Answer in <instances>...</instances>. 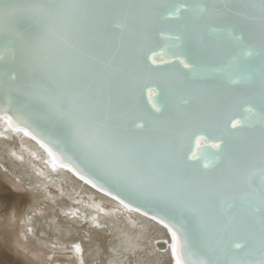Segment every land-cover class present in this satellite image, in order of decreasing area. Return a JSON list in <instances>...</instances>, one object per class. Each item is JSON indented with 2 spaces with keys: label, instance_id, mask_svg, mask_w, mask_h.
Listing matches in <instances>:
<instances>
[{
  "label": "snow or ice",
  "instance_id": "1",
  "mask_svg": "<svg viewBox=\"0 0 264 264\" xmlns=\"http://www.w3.org/2000/svg\"><path fill=\"white\" fill-rule=\"evenodd\" d=\"M0 123L162 231L167 264H264V0H0ZM14 189L0 264H30Z\"/></svg>",
  "mask_w": 264,
  "mask_h": 264
},
{
  "label": "bare ground",
  "instance_id": "2",
  "mask_svg": "<svg viewBox=\"0 0 264 264\" xmlns=\"http://www.w3.org/2000/svg\"><path fill=\"white\" fill-rule=\"evenodd\" d=\"M43 158L46 156L35 142L27 138L22 141L0 123V184L6 183L14 192V185L21 182L23 188L34 193L23 215L9 228L12 259L30 264H79L73 245L80 243L85 249L84 264H130L132 260L167 264V255L157 252L155 246L156 240L166 239L162 231L72 174L53 172ZM73 212L75 216L70 214ZM92 217H96L95 223ZM96 223L103 227L97 228ZM3 224L0 216V230ZM25 227L33 229L27 240ZM98 233L101 240L96 239ZM129 240L137 245L135 253L128 250Z\"/></svg>",
  "mask_w": 264,
  "mask_h": 264
},
{
  "label": "water",
  "instance_id": "3",
  "mask_svg": "<svg viewBox=\"0 0 264 264\" xmlns=\"http://www.w3.org/2000/svg\"><path fill=\"white\" fill-rule=\"evenodd\" d=\"M39 146V145H38ZM45 159L46 158H43L42 160L43 161H45ZM49 167V166H48ZM50 168V167H49ZM51 169V168H50ZM95 190V189H94ZM95 191H97V190H95ZM98 192V191H97ZM100 193V192H99ZM165 239H158V240H156L155 241V246H156V248H160L161 249V251L163 250V247H165L166 245H164L163 244V241H164Z\"/></svg>",
  "mask_w": 264,
  "mask_h": 264
}]
</instances>
